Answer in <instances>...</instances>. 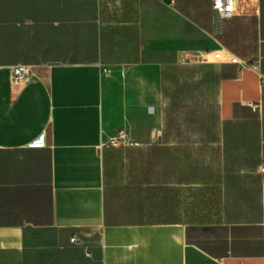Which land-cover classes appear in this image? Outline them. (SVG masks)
Segmentation results:
<instances>
[{"label": "crops", "instance_id": "0c3cea01", "mask_svg": "<svg viewBox=\"0 0 264 264\" xmlns=\"http://www.w3.org/2000/svg\"><path fill=\"white\" fill-rule=\"evenodd\" d=\"M175 66L204 131H164ZM262 167L264 0H0V264H264Z\"/></svg>", "mask_w": 264, "mask_h": 264}, {"label": "trees", "instance_id": "16d2710c", "mask_svg": "<svg viewBox=\"0 0 264 264\" xmlns=\"http://www.w3.org/2000/svg\"><path fill=\"white\" fill-rule=\"evenodd\" d=\"M204 66L200 67H173L165 73L166 82L170 88L166 90L168 104L164 108V131H184L191 130L204 131V108L190 105L186 96L191 88H198L203 83L195 80V74Z\"/></svg>", "mask_w": 264, "mask_h": 264}, {"label": "built area", "instance_id": "2783aa9c", "mask_svg": "<svg viewBox=\"0 0 264 264\" xmlns=\"http://www.w3.org/2000/svg\"><path fill=\"white\" fill-rule=\"evenodd\" d=\"M176 0H167L169 6H173ZM211 10L220 18H230L234 16L241 8L244 12L250 10V0H210ZM210 58V56H206ZM106 72V69H102ZM32 75L31 66L27 64L18 63L10 67V82L17 87H23L28 83ZM36 145L42 146L44 144L43 136H40L35 142ZM132 142L128 139L127 131L124 128H119L115 134L103 138L98 146V149L105 147L117 148L120 146L130 145ZM264 171V167L261 168ZM70 242L74 244H81V239L78 235L73 234L70 237ZM89 255L87 248L84 249Z\"/></svg>", "mask_w": 264, "mask_h": 264}, {"label": "rangeland", "instance_id": "374dc122", "mask_svg": "<svg viewBox=\"0 0 264 264\" xmlns=\"http://www.w3.org/2000/svg\"><path fill=\"white\" fill-rule=\"evenodd\" d=\"M109 61H111V60H109ZM102 69H106V72H104V71H102V73H103V76L105 77V76H108L109 74H110V69L109 68H102ZM201 205V207L203 208V210H211V204L209 205V207L210 208H206V209H204V205H202V204H199L197 207H198V209H202L201 207H199Z\"/></svg>", "mask_w": 264, "mask_h": 264}]
</instances>
